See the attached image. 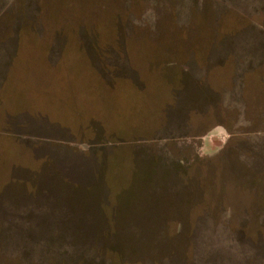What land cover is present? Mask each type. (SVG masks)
Segmentation results:
<instances>
[{
  "label": "rangeland",
  "instance_id": "rangeland-1",
  "mask_svg": "<svg viewBox=\"0 0 264 264\" xmlns=\"http://www.w3.org/2000/svg\"><path fill=\"white\" fill-rule=\"evenodd\" d=\"M0 264H264V0H0Z\"/></svg>",
  "mask_w": 264,
  "mask_h": 264
},
{
  "label": "clouds",
  "instance_id": "clouds-1",
  "mask_svg": "<svg viewBox=\"0 0 264 264\" xmlns=\"http://www.w3.org/2000/svg\"><path fill=\"white\" fill-rule=\"evenodd\" d=\"M207 149H205V151H206Z\"/></svg>",
  "mask_w": 264,
  "mask_h": 264
}]
</instances>
